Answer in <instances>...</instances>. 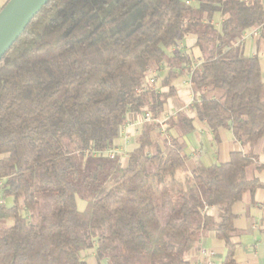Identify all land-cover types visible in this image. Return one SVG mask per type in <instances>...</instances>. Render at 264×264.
Wrapping results in <instances>:
<instances>
[{
    "label": "trees",
    "instance_id": "obj_1",
    "mask_svg": "<svg viewBox=\"0 0 264 264\" xmlns=\"http://www.w3.org/2000/svg\"><path fill=\"white\" fill-rule=\"evenodd\" d=\"M259 27L251 58L240 41ZM190 38L194 117H169L172 138L144 123L125 164L94 157L130 114L162 117L195 66ZM263 41L264 0H49L0 60V264H87L91 250L96 264H192L211 233L237 264L233 206L264 163L190 166L184 138L197 120L264 154Z\"/></svg>",
    "mask_w": 264,
    "mask_h": 264
},
{
    "label": "crops",
    "instance_id": "obj_2",
    "mask_svg": "<svg viewBox=\"0 0 264 264\" xmlns=\"http://www.w3.org/2000/svg\"><path fill=\"white\" fill-rule=\"evenodd\" d=\"M9 1L0 0V11ZM253 42H255L254 47L256 49L257 41L254 40ZM193 43L194 39H188L186 43L188 49ZM162 71L166 72V69ZM154 73L159 72L154 71L151 74ZM157 82L158 79L154 80L153 83L157 85ZM174 85L178 90L177 97L169 100L161 118L174 116L179 111H184L193 118L194 114L191 110L193 92L189 73L178 78ZM141 118L142 116L130 114L128 120L133 121ZM194 126L195 130L184 138L187 144L185 153L190 166H196L199 163L206 166L226 164L231 161L232 154L239 152L254 154L257 162L264 163L262 142H259L253 149L238 142L229 129H220L216 137L204 123L195 120ZM140 132V125L128 128L116 142L115 148L120 151L119 158L122 163L127 162L129 155H126V152L130 154L138 147L137 137ZM168 134L170 138L176 136L172 130ZM256 177L263 184L262 187L258 188L253 196L248 192L245 193L242 199L233 206L235 240L238 243L236 250L237 264H264V173H258ZM210 214H215V209H211ZM202 251L208 254L204 256ZM225 255L224 243L211 233L200 239L198 245L189 252L188 257L192 264H221Z\"/></svg>",
    "mask_w": 264,
    "mask_h": 264
},
{
    "label": "water",
    "instance_id": "obj_3",
    "mask_svg": "<svg viewBox=\"0 0 264 264\" xmlns=\"http://www.w3.org/2000/svg\"><path fill=\"white\" fill-rule=\"evenodd\" d=\"M49 0H10L0 12V60Z\"/></svg>",
    "mask_w": 264,
    "mask_h": 264
},
{
    "label": "built area",
    "instance_id": "obj_4",
    "mask_svg": "<svg viewBox=\"0 0 264 264\" xmlns=\"http://www.w3.org/2000/svg\"><path fill=\"white\" fill-rule=\"evenodd\" d=\"M188 5L191 4V1H187L186 2ZM262 33V27H259L257 29H252L250 31H247L243 38L241 39L240 41V44L243 45V46H247V44L249 43L250 44V49L249 51L247 52V55L248 57H251V58H255V57H258V53L254 47V40L257 39ZM200 63H198L197 65H195L194 67H191L192 71L189 73L190 75V83H191V75H192V72L195 70V68H197L199 66ZM193 100H194V97H192V100H191V103H193ZM172 116V115H171ZM171 116H167V117H163V118H160L158 120H153L150 115L146 114L144 115L141 119H137V120H133V121H130V120H127V122L125 123V125H123L121 127V135L124 134L126 132V130L128 128H133V127H136L138 125L142 126L144 123H151V122H154L156 124L159 125V128L161 129V134L163 135H166V128H167V119ZM92 155L94 157H98L100 155L108 158V159H116L119 157L120 155V151L116 148H112V149H108L107 151L105 152H92ZM4 201L1 200L0 201V204H3ZM202 254L205 256L206 254H208L207 252L205 251H202ZM211 264V263H209Z\"/></svg>",
    "mask_w": 264,
    "mask_h": 264
},
{
    "label": "rangeland",
    "instance_id": "obj_5",
    "mask_svg": "<svg viewBox=\"0 0 264 264\" xmlns=\"http://www.w3.org/2000/svg\"><path fill=\"white\" fill-rule=\"evenodd\" d=\"M220 23H221V21L218 18H216L215 19V24H216V26L218 28L220 27ZM255 41H257V39H255ZM249 48H250V44L248 43L247 46H246V52H248ZM180 49L182 51H191L192 50V53H193V56H194L195 65H197L198 63L201 62V56H200V52H199V49L198 48L188 49V47H186V42H185L184 45L182 44L180 46ZM259 62H260V67H261L262 79L264 81V41L260 45ZM165 73H166L165 71H161L159 73L151 74V76H150V78H149L148 81L150 83H153L154 80L158 79V82H157V85L156 86H159L160 85V81H161L162 77L165 75ZM126 153H127L126 155H129L128 152H126ZM1 199H2V195L0 193V201H1ZM7 203L9 205H11L12 204V201L11 200H7ZM77 206H78L79 211L82 212L85 209V207H86V202L85 201H82L79 198H77ZM82 207H83V210L81 209ZM94 253L95 252L93 250H91V251H88V252H84L82 254V257L87 262V264H96V262L94 260Z\"/></svg>",
    "mask_w": 264,
    "mask_h": 264
}]
</instances>
